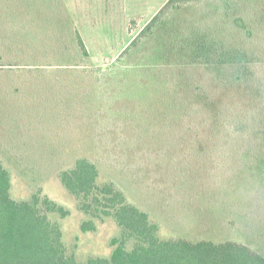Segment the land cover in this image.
I'll list each match as a JSON object with an SVG mask.
<instances>
[{"label":"rangeland","instance_id":"obj_1","mask_svg":"<svg viewBox=\"0 0 264 264\" xmlns=\"http://www.w3.org/2000/svg\"><path fill=\"white\" fill-rule=\"evenodd\" d=\"M167 2H10L13 13L30 18V30L43 31L70 16L90 53L82 66L66 72L41 66L28 84L23 74L12 86L2 71L0 82L18 90L0 92V159L12 174V196L23 200L41 189L70 209L67 217H50L80 261L110 256V241L120 229L107 218L97 220L95 232L82 231L89 217L58 177L79 157L97 164L100 184L114 181L146 211L162 238L236 240L264 253V0L227 1V28L217 23L225 0H198L177 11L165 8ZM160 10V22L139 36ZM239 16L255 30L250 38ZM212 39L218 40L209 44ZM204 43L211 50L223 44L219 58L242 49L247 67L238 83L230 67L240 63L204 57ZM223 112L231 120L245 119L244 128L225 125Z\"/></svg>","mask_w":264,"mask_h":264},{"label":"trees","instance_id":"obj_2","mask_svg":"<svg viewBox=\"0 0 264 264\" xmlns=\"http://www.w3.org/2000/svg\"><path fill=\"white\" fill-rule=\"evenodd\" d=\"M11 1L0 0V47L5 45L0 48V66L3 67L0 69V82L4 77L2 71L6 72V77L14 80L12 86H15L19 85L23 74L28 79L22 78V83L28 84L27 80L35 74L32 71L41 66H54L66 72L70 67L82 66L78 63L90 58L83 36L70 16H61L57 23L50 22L43 31L30 30L28 23H25L30 18L13 13L10 9ZM195 1L198 0H168L165 8L177 11L183 5ZM227 1L230 3L231 0L223 2V16L217 22L223 28L230 24L231 15H228L229 10L224 7ZM161 15L160 10L139 36L148 29L151 31L160 22ZM239 20L246 22L249 28L246 29L245 24L242 26L243 35L247 38L253 36L255 30L250 28L248 19ZM232 24L236 25L235 18ZM137 40L138 36L124 51L132 49ZM217 40L212 39L208 43L215 44L214 41ZM199 47H207L208 50L202 48L204 57L213 55L217 64L219 59L222 64L238 61L241 67L225 65L234 69L233 78L238 83L241 70L247 67L241 48L234 47L224 51L219 58L223 44L213 50L206 43ZM245 52L250 56L247 50ZM62 59H70L74 63L66 64L61 62ZM50 60L58 64H51ZM222 64L218 66L219 69L223 68ZM82 70L93 72V69ZM49 73L45 71L41 75L47 77ZM48 79L39 78L40 81ZM56 79L60 80L59 84L62 82L61 78ZM7 89L10 88L1 86L0 92ZM22 89L21 92H24L25 88ZM10 90L14 92L12 95L18 92ZM4 107L0 103V109ZM170 108L171 106L167 110ZM224 113L220 117L225 125L236 124L238 129L244 128L245 119L231 120ZM99 176V167L87 157L77 158L71 167L58 173L62 185L77 200L78 209L89 217L81 224L83 232H95L97 220L107 218H112L120 229L119 235L110 241L113 247L110 256H90L85 261H80L76 255L68 252L61 225L50 217L52 213L67 217L71 213L70 209L43 194L41 189L33 192L27 199H15L12 196L11 171L0 159V264H264V253L236 240L215 242L162 238L158 223L151 220L146 211L129 202L124 191L114 181L100 184Z\"/></svg>","mask_w":264,"mask_h":264}]
</instances>
